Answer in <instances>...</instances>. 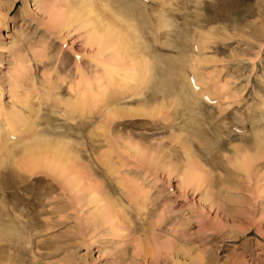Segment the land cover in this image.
<instances>
[{
	"label": "rangeland",
	"instance_id": "rangeland-1",
	"mask_svg": "<svg viewBox=\"0 0 264 264\" xmlns=\"http://www.w3.org/2000/svg\"><path fill=\"white\" fill-rule=\"evenodd\" d=\"M80 1L89 4L0 0V264H264V158L247 168L240 161L254 154L246 147L254 134L264 137V0H136L131 23L149 48L157 47L149 22L165 7L172 28L160 43L196 42L183 79L193 95L167 77L177 72L168 59L192 51L181 44L164 50L154 104L141 102L159 82L139 85L134 70L125 87L131 47L116 38L92 47L90 16L53 29L57 13ZM131 1L89 5L117 33L126 24L117 21L118 3ZM150 52L134 50L152 62ZM156 107L151 118L133 114ZM231 129L218 148L213 138ZM40 131L73 148L61 176L23 168L20 143Z\"/></svg>",
	"mask_w": 264,
	"mask_h": 264
},
{
	"label": "bare ground",
	"instance_id": "bare-ground-1",
	"mask_svg": "<svg viewBox=\"0 0 264 264\" xmlns=\"http://www.w3.org/2000/svg\"><path fill=\"white\" fill-rule=\"evenodd\" d=\"M88 3L90 4L91 3V0H89L88 1ZM89 4H87V3H85V2H82V1H80V5L78 6V7H71L70 9H68V10H66L65 12H61V13H57L58 15L57 16H55V18L53 19V23H51V24H53V29H57V30H62L63 28H66V27H69L70 25V23H72L73 21H75L76 19H78V18H81V17H83V16H90L91 18H92V21H91V25H93V26H96L97 28H98V32L97 33H95V34H92V36H91V38H90V42L92 43V47H97L98 49H100V50H103L104 48H106L107 47V43H109L113 38H116V41H117V45H121V44H123V42L124 43H126L129 47H131L130 48V52L128 53V54H126V57H128V58H130V59H128V61H130L129 63H131V64H125V67L124 68H122L121 69V71H123V74H124V77L122 78V83L124 84V86L125 87H127V88H129V87H131V84L133 83H135V80L134 79H131L132 77H130V76H133V74H130V73H133L132 71H136L137 72V75L140 77L141 75V77H140V79H138V81H137V84H139V85H143L145 82V85L150 81V79H153V80H156V81H158L159 83V86H158V88H153V91H154V94L152 95V97H150V98H148V99H145V100H143L141 103H143L144 104V102H145V104H154V102H158V100L161 98V97H159V93H161V89H162V82H163V78H165V75H162L160 72H162L161 71V69H159V66H161V65H163V63H165L164 61H162V59H163V56L162 55H164V50H166L167 48H169L168 49V51L171 49H175L176 48V45H172V44H170V45H166V44H164V45H162V43H160L161 42V39L162 38H165V37H168L169 38V31H167V30H165V29H167L168 27H170V25L172 26V24L170 23L171 22V20L169 19V16L168 17H166L167 19H165V18H162V16H163V13H164V15H165V12H166V14L168 15L169 13H168V10H167V8L165 7V12H164V10L163 9H160V7H161V5H159L160 7L158 8V9H160V10H158L157 12H158V15H157V18L156 19H153V20H151L150 22H149V24L152 26V27H154L155 28V30H154V32H153V37L155 38V42L157 43V47H152V48H149V45L147 44V43H149L150 41H148V38L146 39V41H147V43L145 42V36L144 35H141L140 34V29H139V27L138 26H136V25H133L132 23H131V21H134L133 20V17H132V15H134V14H132L131 13V10H129V9H133L135 6L136 7H140L139 5H138V2L136 1V0H133V1H131V2H129V3H125L124 5H122L121 4V2H119L118 3V5H119V7H120V9L118 10V12H117V14H118V17H120L121 18V20L119 21V20H117L118 22H121V21H125V28H123V29H120V31H118L117 33H114V31L113 30H111V29H109V26H107V25H103L102 24V19H101V17H99L97 14H95V11H94V9L92 8V7H90V5ZM162 4V3H161ZM164 4V3H163ZM123 7H125V9H126V13L124 12L125 10H123L124 8ZM123 8V9H122ZM127 8H128V10H127ZM138 9V8H137ZM155 10H157V9H155ZM141 11L143 12V13H145V15H146V10H145V8H144V6H143V9H141ZM170 11V10H169ZM173 11V10H172ZM171 12V11H170ZM128 13V14H127ZM180 13V12H179ZM161 16H160V15ZM129 15V16H128ZM167 15H165V16H167ZM149 16H151V15H149ZM164 17V16H163ZM155 20V21H154ZM170 20V21H169ZM153 21V22H152ZM179 21V20H178ZM144 22H145V20H144ZM186 22V21H185ZM173 24H176L175 22H172ZM188 23V22H187ZM177 25V24H176ZM192 25V24H191ZM188 26V25H187ZM153 28V29H154ZM170 28H172V27H170ZM175 27H173V29H174ZM177 28H179V24L177 25ZM187 28V27H186ZM180 30H182V29H180ZM177 31V33H178V29L176 30ZM194 31V30H193ZM175 32V31H174ZM196 32V31H195ZM189 34H192V33H190V32H188ZM181 34H186L187 35V33H183V31L181 32ZM180 34V31H179V34L177 35V36H179V35H181ZM193 34H195V33H193ZM187 37H189V36H187ZM186 37V38H187ZM191 37V36H190ZM189 37V38H190ZM192 37H193V35H192ZM183 38V37H182ZM165 39H167V38H165ZM188 39V38H187ZM182 40V39H181ZM192 41V39L191 40H189V42H191ZM130 42H132V43H130ZM188 42V43H189ZM175 43V42H174ZM180 42H178L177 44H179ZM187 43V44H188ZM196 43V42H195ZM194 42H193V46H194V44H195ZM182 44V45H181ZM181 44H179V46H177V48L178 47H180V45L181 46H185V44H184V42L182 41L181 42ZM184 44V45H183ZM189 44H192V43H189ZM187 45V46H185V47H188L189 48V46H190V48H192V51H190V49H189V51H188V49H187V51L190 53H188L187 51H185L186 53V56H188L189 57V55H191V52L193 53V54H195V51H194V48H193V46L191 47V45ZM141 45V47H139ZM148 45V46H147ZM159 46V47H158ZM137 47H138V49H139V55H141L140 54V52L142 53V56H144V54L145 53H149V50H151V52L150 53H153L154 55H155V57H156V61L155 60H153L152 62L151 61H146V60H144V61H142V60H138V58H139V56L137 55V56H135V53H134V50L135 49H137ZM195 47H196V49H197V46L195 45ZM203 47V46H202ZM201 47V48H202ZM177 48H176V50H177ZM184 47H180L178 50H180V49H183ZM170 50V51H171ZM175 50V51H176ZM177 50V51H178ZM175 51H174V53H175ZM183 51V52H182ZM171 52H173V50L171 51ZM182 52V53H181ZM167 53V52H166ZM179 54L181 53V54H183L184 53V50H181L180 52H178ZM177 53V55H178V57H179V59H177V61H176V63H174V64H172L171 65V62L172 61H169V59H168V61H167V66H169V67H171V68H175L176 70H177V72H176V74H174V72H173V70H171L170 72H169V70H167L168 71V75L169 76H167V77H169L170 78V76L171 77H174L175 76V79H176V81H177V85H178V89H180V91L181 92H183V93H185L187 90L185 89V87H187V86H189V85H187V83H186V81L185 80H187V78H186V75H185V70H184V65L185 64H189V67H191L192 68V66H190V63L191 62H189V61H191L190 59H192L191 58V56L189 57V59H187L186 57H185V59L186 60H184V59H182V57H180V55ZM192 54V55H193ZM146 55V54H145ZM166 55V54H165ZM197 55V54H196ZM141 56V57H142ZM148 56V55H147ZM195 56V55H194ZM184 57V56H183ZM158 58V59H157ZM162 58V59H161ZM195 58V57H194ZM154 59V58H153ZM193 60V59H192ZM188 61V62H187ZM195 61V60H194ZM151 62V63H150ZM187 62V63H186ZM161 64V65H160ZM187 64V65H188ZM127 65H130L131 67L129 68V66H128V68L126 67ZM192 65V64H191ZM194 66V65H193ZM199 66V65H198ZM196 68H198L197 66H195ZM126 68V69H125ZM131 70V71H130ZM134 71V72H135ZM187 71V70H186ZM117 72V71H116ZM116 72H113V73H111L110 71H109V78H110V76L112 77L113 75H114V73H116ZM128 72H130V73H128ZM128 73V74H127ZM180 73H182V74H180ZM135 74V73H134ZM166 74V73H165ZM127 75V76H126ZM129 75V76H128ZM137 75H135V77H137L138 78V76ZM174 75V76H173ZM187 75H188V73H187ZM183 76V77H182ZM189 76V75H188ZM185 77V78H184ZM195 78H196V76H195ZM131 79V80H130ZM183 79H185L184 81H183ZM171 80V79H170ZM193 80H195V79H193ZM196 80H197V78H196ZM148 81V82H147ZM152 82V81H151ZM185 82V83H184ZM185 85H184V84ZM192 84L193 83H195L194 81L193 82H191ZM171 84H172V82H171ZM191 84V85H192ZM122 85V84H121ZM134 86H136V84L134 85ZM195 86H197V85H195ZM199 86V85H198ZM119 88V87H118ZM188 88V87H187ZM195 88V87H194ZM120 89V88H119ZM152 89V88H151ZM184 89L186 90L185 92H184ZM196 89H197V87H196ZM193 90H195V89H193ZM190 91V92H189ZM189 91H187L188 93H191L192 94V89L190 88V90ZM163 92V91H162ZM180 92V93H181ZM195 92V91H194ZM169 93V92H168ZM164 94V93H163ZM182 94V93H181ZM139 95V94H138ZM193 95V94H192ZM195 95V94H194ZM186 96V95H185ZM185 96H183V97H185ZM189 96V95H188ZM198 96V94L195 96V100H196V97ZM204 96V95H203ZM180 97V96H179ZM181 97H182V95H181ZM168 98V97H167ZM204 98H206V97H204ZM163 99V98H162ZM182 99V98H181ZM183 100V99H182ZM184 100H185V98H184ZM187 100V99H186ZM186 100H185V102H186ZM198 100V99H197ZM196 100V101H197ZM141 101V100H140ZM189 101H190V98H189ZM188 101V102H189ZM191 103H192V100H191ZM197 103H199V102H195L194 104L195 105H197ZM193 104V105H194ZM140 105H142V104H140ZM192 105V106H193ZM157 106V105H156ZM206 106V105H205ZM195 107V106H194ZM194 107H193V109L192 110H194ZM146 108V107H145ZM157 108V107H156ZM153 109L152 108V110H140L139 112H137V113H133L134 115H137V116H149L150 118H151V116H155V115H157V114H159L160 112H161V110H159V109H161V108H157V109ZM188 108V107H187ZM147 109V108H146ZM197 108L195 107V110H196ZM176 111V110H175ZM189 111V110H188ZM198 111V110H197ZM191 112V114H192V111H190ZM176 113V112H175ZM115 116V115H114ZM18 117V116H17ZM116 117V116H115ZM175 117H176V115H175ZM17 120V119H16ZM251 121V120H250ZM211 122H213V121H211ZM13 125H15L14 123H13ZM30 126V125H29ZM209 126L212 128L213 127V125L212 124H209ZM198 130V129H197ZM204 131V130H203ZM210 132H208L207 134H209ZM233 132H232V129L231 130H228V131H226V132H224V133H222L221 135H223V136H218L217 138H213V137H211V138H213V139H215L214 140V142H215V144L217 145V147L218 148H220L219 146H221L222 148L223 147H225L226 146V141H224V138L223 137H225V139L226 138H228V139H230V137L233 135L232 134ZM48 135V132L47 131H40L39 133H35L34 135H33V138H29L28 137V139L29 140H27V141H31L30 143H25V142H19L20 144H22L23 143V147L21 148L22 150H21V154H22V157L25 159V163H23V165H24V170L26 171V173L27 172H29V175L30 174H34L33 172L35 171V170H38V169H47L48 171H51L52 173H54L55 174V176L57 177V176H61V175H63V173H64V171H65V167H66V164H67V162L69 161V158L72 156H70V154H71V152H72V150H73V148L70 146L69 147V144L67 145L66 143H64V142H58V144H56V143H53V141H50V139L48 140V138L46 137ZM204 135V134H203ZM210 136H212L211 134H209ZM259 134H257V135H255L254 134V136H256V140H255V142H253V143H251V144H249V143H246L247 144V149H249V150H252V151H254V154L252 155V156H250V159H242V160H240V161H246V164L244 163V165L245 166H243V164L241 163V165H242V168H244V167H246V165L248 164V163H251V164H255L257 161H259L260 159H262V158H264V153H262V150H263V148H264V137H262V136H258ZM207 136V135H206ZM31 137V136H30ZM24 139V138H23ZM22 139V140H23ZM31 139H33V140H31ZM64 139V138H63ZM193 139H194V137H193ZM238 139H240V138H238ZM58 140V139H57ZM212 140V139H211ZM178 141V140H177ZM186 141V140H185ZM55 142V141H54ZM183 142V141H182ZM60 143V144H59ZM173 143V142H172ZM180 143V142H179ZM15 145H17V144H15ZM179 145V144H178ZM190 146V145H189ZM7 147V146H6ZM183 147V146H182ZM13 148V147H12ZM187 148V147H186ZM72 149V150H71ZM178 149V148H177ZM215 149H216V147H215ZM243 148H241V150H242ZM244 149H245V147H244ZM175 150V149H174ZM173 152H175V151H173ZM43 153H48L47 155H50V157L48 158L49 159V161L47 160V159H42V158H40V156H41V154H43ZM186 154H187V157L189 158V152H185ZM139 154H141V153H139ZM241 154V153H240ZM238 155V154H237ZM236 155V156H237ZM9 156H10V154H9ZM142 156V155H141ZM160 156H161V154H160ZM185 156V155H184ZM149 157V156H148ZM186 157V158H187ZM241 157H242V155H241ZM22 158V159H23ZM45 158H46V156H45ZM141 158V157H140ZM144 158V157H143ZM175 158V157H174ZM190 159V158H189ZM235 159H237V161H239V158L237 157H235ZM145 160V159H144ZM15 161V160H14ZM262 161H264V160H262ZM189 162V161H188ZM235 162H236V160H235ZM190 163V162H189ZM238 163V162H237ZM237 163H235V164H237ZM191 165V164H190ZM235 166H237V165H235ZM239 167V166H238ZM248 167V166H247ZM246 167V168H247ZM18 169V168H17ZM239 169V168H238ZM19 170V169H18ZM241 170V169H240ZM188 172H190V171H188ZM191 173V172H190ZM245 173V172H244ZM193 174V173H192ZM192 174H191V178H194V177H192ZM21 175V174H20ZM70 175V174H69ZM23 176H25L26 178L28 177L27 175H23ZM7 177H9L8 175L5 177V178H7ZM30 177V176H29ZM48 177V176H47ZM2 178V177H1ZM11 177H9V179H10ZM20 180H23L22 179V176H20ZM72 179V178H71ZM195 179V178H194ZM24 180H26V179H24ZM199 180H200V178H199ZM198 180V181H199ZM203 180V179H202ZM4 181H6V180H1L0 179V187H1V189H2V191H5V190H7L6 189V186H5V184H4ZM75 181V179H72V181L71 182H74ZM204 181V180H203ZM207 181V182H206ZM205 182H206V184H208V186L210 185L209 184V182H208V180H206ZM28 182V181H27ZM77 182V181H76ZM192 182H193V180H192ZM200 182V181H199ZM202 182V181H201ZM23 183V182H22ZM21 183V184H22ZM26 183V182H25ZM70 184V183H69ZM73 184H75V183H73ZM201 184V183H200ZM66 185V184H65ZM72 185V184H71ZM202 185H203V183H202ZM201 186V185H200ZM27 186H25L24 188H26ZM191 188V187H190ZM60 189V188H59ZM2 195H3V193H1ZM4 194H6V193H4ZM18 195V194H17ZM1 196V195H0ZM21 200V199H20ZM12 203V202H11ZM29 204V203H28ZM4 206V205H3ZM3 208V207H2ZM16 208V207H15ZM5 209H6V207H5ZM14 210V209H13ZM1 211V210H0ZM103 211V210H102ZM18 212V211H17ZM104 212V211H103ZM106 212H104V214H105ZM6 216H8L7 215V213H4ZM20 214V213H19ZM6 216H4V217H6ZM20 216V215H19ZM103 216V215H102ZM9 217V216H8ZM21 217V216H20ZM107 217V216H106ZM12 218V217H11ZM24 218V217H23ZM105 218V216L103 217V219ZM96 219H98V218H96ZM102 219V220H103ZM4 220H8L7 218L6 219H4ZM11 220V219H10ZM99 220H101V219H99ZM29 221V220H28ZM98 221V220H97ZM103 221H105V220H103ZM103 221H101V222H103ZM5 222V221H4ZM10 222V221H9ZM12 222V221H11ZM98 222H100V221H98ZM15 223V222H14ZM21 224V223H20ZM100 224H102V223H100ZM1 225V224H0ZM17 226V225H16ZM4 229V228H3ZM15 234H18V233H15ZM14 234V235H15ZM19 235V234H18ZM16 236V235H15ZM22 236V235H21ZM17 237V236H16ZM25 237V236H24ZM227 238H229V237H227ZM25 239V238H24ZM26 240V239H25ZM12 244V243H11Z\"/></svg>",
	"mask_w": 264,
	"mask_h": 264
}]
</instances>
